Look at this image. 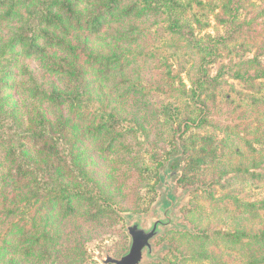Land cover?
I'll return each instance as SVG.
<instances>
[{"label":"rangeland","instance_id":"obj_1","mask_svg":"<svg viewBox=\"0 0 264 264\" xmlns=\"http://www.w3.org/2000/svg\"><path fill=\"white\" fill-rule=\"evenodd\" d=\"M29 1L30 8L36 6L37 0L25 3ZM181 3L182 19L191 23L194 37L202 42L225 34L227 26L235 27L228 38L214 44L210 61L201 66L210 80L201 85L196 102L201 106L199 122L184 124L182 115L196 110L177 89L180 78L190 88L189 80L196 76L204 53L173 36L157 8L153 11L158 13L140 22L139 42L123 43L122 48L140 62L139 68H125V75L132 70L139 76L145 57L152 64L148 75H166L171 70L164 87L173 91L166 93L163 102L175 104L173 112L178 115L166 109L160 114L173 118L175 133L165 135L173 143L163 147V128H156L145 141L138 132L139 140H133L125 153L130 159L109 155L98 160L92 153L82 159L77 144L73 154L60 156L65 162L40 153L36 176L26 182L19 198L10 183V159L2 158L0 264H110L105 262L107 257L128 253L132 228L152 233L138 264H264V161L250 167L264 160V0H238L233 17L227 14L229 0ZM118 27L110 35H90L89 39L72 30L69 39L80 64L88 58L86 49L96 54L109 51L119 38ZM1 31L4 43L6 28ZM48 55L54 58L63 53ZM26 63L32 67L30 60ZM243 72L244 78H238ZM112 86L106 82L103 92L96 94L99 103L106 101L100 112L111 111L109 101L114 100L108 91ZM126 102L121 100L122 105ZM116 110L115 104L112 113L117 114ZM106 120L114 119L107 116L97 122L105 121L107 126ZM145 124L154 125V120H144L140 127ZM182 141L185 153L177 148ZM113 142L119 146L122 139ZM163 152L177 158L174 169L170 165L162 169L153 159ZM134 162L135 174L123 165ZM246 167L257 175L245 173ZM78 190L89 193V199L77 198L73 192ZM62 195L67 196L57 202L64 205L59 208L56 198Z\"/></svg>","mask_w":264,"mask_h":264},{"label":"trees","instance_id":"obj_2","mask_svg":"<svg viewBox=\"0 0 264 264\" xmlns=\"http://www.w3.org/2000/svg\"><path fill=\"white\" fill-rule=\"evenodd\" d=\"M237 1L229 0V17H233ZM181 2L182 0H37L36 6L30 8V1L26 4L25 0H0V28H6L4 43L0 35V161L2 158L10 159L7 162L8 174L11 173L10 183L15 187L16 197L23 196L24 185L30 177L36 176L35 163L40 153L45 152L46 156L56 155L57 162H65L60 156L71 155V152L73 154V144H77L78 148H82L79 155L82 159L91 153L98 160L109 155H121L130 159L132 156H126L125 153L131 148L133 140H139L138 132L145 141L156 128H163V147L173 143L171 137L168 140L165 138L167 133H175L173 118L160 114L166 109L165 112L178 115L173 112L175 104L165 106L163 102L166 93L173 91L164 87L171 70L166 75H148L152 64H148L145 57L142 58L144 67L141 74H132L133 69L140 67V62L136 61L137 56L133 52L122 48L125 44L139 42L140 22L158 13L153 11L157 8L161 10L167 30L173 36H180L188 46L200 48L204 53L196 76L189 80L190 88H185L180 78V88L177 89L187 100H191V110H196L182 115V121L184 124L199 122L201 106L196 102L200 99L201 85L210 80L201 66L210 61L215 51L214 44L228 38L235 27L227 26L225 34L208 37V41L202 42L194 37L191 23H185L182 19L178 10ZM116 27L120 28V35L114 46L103 54L86 49L84 54L88 58L80 64L81 58L70 42L69 33L74 30L84 36V39H89L90 35H110ZM52 51L63 53V56L52 58L48 55ZM122 57H127L126 61H122ZM26 60L31 61L32 67H29ZM247 62L244 63L245 66ZM129 65L132 70H128L125 75V68ZM244 73H240L238 78H244ZM110 81L113 86L108 92L114 100L109 101L111 111L100 112L106 101L99 103L96 94L102 93L103 84ZM122 99H127L128 102L122 105ZM115 104L117 114L112 113ZM107 116L114 119L106 120L110 122L109 125L106 126L105 121L97 122ZM147 119L154 120V125L145 124L141 128L140 123ZM116 123L124 128L115 126ZM97 138H100L99 143ZM116 138L122 139L119 146L113 142ZM177 148L180 152L186 151L184 141ZM153 159L162 164V169L169 165L170 169H174L177 162V158L165 156L164 152ZM262 161L264 160H256L250 167H258ZM29 164L34 165L29 168ZM123 165L130 173H136L135 162ZM248 169L246 167L245 173L257 175ZM167 172L169 173L167 170L165 174ZM0 177H4L1 172ZM119 179L124 178L120 175ZM159 179L162 180L163 177L160 175ZM117 185L123 184L118 182ZM73 194L79 199L90 197L89 193L82 190ZM66 196H58L55 205H59V208L64 206L57 202L65 200ZM244 205L250 207V204ZM50 207L57 208L52 205ZM263 253L262 251V262ZM254 262L250 261V264H255Z\"/></svg>","mask_w":264,"mask_h":264},{"label":"water","instance_id":"obj_3","mask_svg":"<svg viewBox=\"0 0 264 264\" xmlns=\"http://www.w3.org/2000/svg\"><path fill=\"white\" fill-rule=\"evenodd\" d=\"M129 233L132 237V243L128 253L121 256L120 258L107 257L105 262L110 264H138L142 258V251L145 246H148L149 234H143L135 231L134 228L130 229Z\"/></svg>","mask_w":264,"mask_h":264}]
</instances>
